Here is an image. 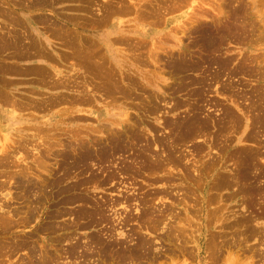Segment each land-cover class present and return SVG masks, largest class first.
<instances>
[{
  "label": "rangeland",
  "instance_id": "1",
  "mask_svg": "<svg viewBox=\"0 0 264 264\" xmlns=\"http://www.w3.org/2000/svg\"><path fill=\"white\" fill-rule=\"evenodd\" d=\"M126 1L0 0V183L6 185H0V219L12 218L7 229L0 223V264H264V195L244 190L242 187L248 186L242 182L237 187L225 183L216 187L222 180L234 181L251 152V156H260L255 157L258 168L264 167V128L256 126L252 130L250 113L244 110L248 102L242 97L245 91L264 90V0H193L201 5L174 30L121 39L111 47L94 44L87 29L98 23L94 18L96 9L102 6L123 11L133 6ZM161 1L137 0L135 6L147 21L162 23L163 17L157 15L165 6ZM189 3L182 1L183 6ZM69 10L82 15H69ZM236 13L244 29L238 38L221 36L215 52L200 47L199 29L225 28L235 21ZM220 31L215 30V35L219 36ZM204 57L232 60L230 69L247 63L255 72L231 75L225 71L214 82L211 71L217 70L216 65L198 71L190 67L175 71L170 67L175 61ZM89 58L93 63H87ZM83 59L87 60L85 64ZM230 83L241 96L240 102L225 92ZM109 90L114 91L113 95ZM198 105L203 111L201 117L207 119L206 129H201L205 133L199 130L176 144L166 122L188 116ZM226 106L236 114L230 121L225 118ZM132 127L142 130L144 142H154L155 148L151 147L162 160L164 148L158 145V139H165L167 146L173 143L182 166L168 165L169 172H148L136 165L137 174H121L123 162H130L132 154H137L127 149L101 169L94 163L84 175L73 170L66 176L56 155L69 150L71 153L70 147L81 142L90 146L105 142L109 134L115 133L125 135L130 145L133 140L128 137V129ZM251 130L252 136L248 134ZM185 167L191 172L189 177ZM112 171L115 175L106 182L88 181L91 174L102 177ZM57 176L63 182L47 187L49 194L36 207L30 204V194L28 198L20 195L17 180L45 185ZM76 196L89 201H72ZM96 203L105 209V221L98 220L99 216L94 220L88 216L75 218L78 209L92 210ZM25 204L34 207L28 216L20 213ZM143 212L147 214L141 217ZM21 244L24 246H18ZM105 245L108 248H101ZM123 246L128 251L137 248L138 253L129 255Z\"/></svg>",
  "mask_w": 264,
  "mask_h": 264
},
{
  "label": "bare ground",
  "instance_id": "2",
  "mask_svg": "<svg viewBox=\"0 0 264 264\" xmlns=\"http://www.w3.org/2000/svg\"><path fill=\"white\" fill-rule=\"evenodd\" d=\"M42 1V0H41ZM161 1V0H160ZM177 1V0H176ZM44 2V1H43ZM55 2H57V1H55ZM161 2H163V1H161ZM166 3V2H165ZM185 3V2H184ZM37 4H39V5H42V4H40V3H37ZM47 5H48V3H47ZM50 5V4H49ZM150 5V4H149ZM166 5V4H165ZM167 6V5H166ZM52 7V6H51ZM123 8V7H122ZM127 8V7H126ZM169 8V7H168ZM226 9V8H225ZM127 10V9H126ZM245 10V9H244ZM247 10V9H246ZM124 11H125V9H124ZM232 11V10H231ZM236 11V10H235ZM121 12V11H120ZM122 13V12H121ZM238 14V13H237ZM236 14V15H237ZM252 15V14H251ZM239 16V15H238ZM230 17V16H229ZM232 17V16H231ZM242 18V17H241ZM231 19V18H230ZM235 19H237V18H235ZM232 20V19H231ZM238 21H236V24L235 23H232L231 21V23L229 24V20H228V24H229V26H227V27H225V31H226V28L227 29H229V31H227V33L229 34L228 36H230V37H235V38H238V35L240 34L241 35V30H244V29H242V26H241V22L243 21L242 19V21L240 20V24L239 23H237V22H239V18L237 19ZM199 22V21H198ZM200 23V22H199ZM207 23V22H206ZM226 23V25H228ZM248 23V22H247ZM243 24H245V23H243ZM242 24V25H243ZM249 24V23H248ZM205 25V24H204ZM247 25V24H246ZM244 26V25H243ZM251 26V25H250ZM223 27H224V25H223ZM245 27V26H244ZM254 27V26H253ZM253 27H251V28H249L250 29V33L253 31ZM259 27V26H258ZM211 28H213V27H211ZM236 29L235 31V33L237 34V35H234L235 33L232 31V30H230V29ZM262 28V27H261ZM203 29V28H202ZM204 29H205V27H204ZM214 29V28H213ZM259 30H261L260 28H259ZM194 31V30H193ZM199 31V32H198ZM197 32H198V34H203L200 30H198ZM206 31V30H205ZM210 31V30H209ZM207 32H208V30H207ZM215 32V31H214ZM232 32V33H231ZM249 32V31H248ZM194 33H195V31H194ZM210 33V32H209ZM220 33V35L219 36H216V35H212V37L211 36H206V34L204 35V37L206 38L205 40H207L205 43H208V44H202V45H200V47H203L204 48V50H205V48L207 49V50H205V51H208V50H210V51H214V49H215V47L216 46H219V40H221V36H224L225 35V32H219ZM243 33V32H242ZM247 33V32H246ZM59 34H61V33H59ZM213 34V33H212ZM193 35V34H192ZM195 35V34H194ZM261 36H263V35H261ZM200 37V36H199ZM198 37V38H199ZM202 37V36H201ZM241 38V37H240ZM204 39V38H203ZM223 39V38H222ZM248 39H249V37H248ZM204 40V41H205ZM242 42V41H241ZM202 43H203V40H202ZM6 45V44H5ZM32 45H33V43H32ZM197 45V44H196ZM8 47V46H7ZM6 47V48H7ZM199 47V46H198ZM6 48H4V49H6ZM197 48V47H196ZM221 48V47H220ZM8 49V48H7ZM80 49V48H79ZM83 49H85V47L83 48ZM197 50V49H196ZM203 50V49H202ZM79 51H81V50H79ZM85 51H86V49H85ZM199 51V50H198ZM216 51V50H215ZM214 51V52H215ZM82 52V51H81ZM195 52V51H194ZM39 53V52H38ZM37 53V54H38ZM83 53H84V50H83ZM83 53H81V55L83 54ZM77 54H78V52H77ZM39 55V54H38ZM45 55V54H44ZM73 55H74V53H73ZM96 56V55H95ZM94 55H93V57H95ZM82 57H83V55H82ZM212 57V56H211ZM211 57H204V58H202L201 60H197V61H191L190 59H188V60H190L191 62L189 63L188 62V60L187 61H185V60H180V61H175V62H172L171 63V65H170V67L172 66V68L175 70V71H179V70H182V69H185V67H190V68H192V69H194V70H196L197 69V71L200 69V68H202V67H209L210 69H212L211 67H213L214 65H216L218 68H219V70H218V68H217V70H215V71H211L212 72V80L215 82V81H218V80H220V78H221V75H222V73H224L225 71H228L231 75H235V74H239V73H242V74H244V75H249V74H253V72H255L254 70H252V66L250 67V66H248L247 67V63H241V64H238L234 69H230V65H232L233 63H232V60H226V61H224V62H222V61H219L217 58H215V59H213V58H211ZM96 58V57H95ZM178 58V57H177ZM209 58H211V59H209ZM85 59V58H84ZM83 59V62L84 61H86L87 62V60H84ZM87 59V58H86ZM91 59H93L92 57H91ZM90 58L88 59V62L87 63H89V61L91 60ZM247 59V58H246ZM168 60V59H167ZM174 60V59H173ZM173 60H171V61H173ZM247 60H249V58L247 59ZM92 61V60H91ZM93 61H95V59H93ZM93 61H92V63H93ZM160 61V60H159ZM165 61V60H164ZM170 61V62H171ZM245 61V60H244ZM251 61V59L249 60V62ZM257 62H258V60H256ZM79 62V61H78ZM97 62V61H96ZM95 62V64H97ZM103 62V61H102ZM252 62V61H251ZM250 62V63H251ZM255 62V61H254ZM256 62V63H257ZM87 63H86V65H87ZM158 63V62H157ZM79 65H80V67H81V64H80V62L78 63ZM84 64H85V62H84ZM99 64V63H98ZM97 64V66L98 67H100V69L102 68L101 67V65H98ZM89 65V64H88ZM94 65V64H93ZM85 65H83L82 67H84ZM96 66V65H95ZM257 66V65H256ZM90 67H91V64H90ZM89 67V68H90ZM250 67V68H249ZM86 68H87V66H86ZM92 68H96V67H93L92 66ZM167 68V67H166ZM88 69V68H87ZM97 69H99V68H97ZM99 69V70H100ZM159 69V68H158ZM92 70V69H91ZM90 70V71H91ZM104 70H105V68H104ZM89 71V70H88ZM94 71H95V69H94ZM96 71H98V70H96ZM95 71V72H96ZM37 72V71H36ZM158 72V71H157ZM194 72V71H193ZM206 72V71H205ZM211 72H210V74H211ZM93 73V72H92ZM97 73H99V75L101 74V72H97ZM102 73H103V71H102ZM163 73V72H162ZM96 74V73H95ZM105 74V73H104ZM103 74V75H104ZM110 74V73H109ZM171 74V73H170ZM45 75H46V73H45ZM48 75V74H47ZM102 75V77H107V76H103ZM108 75V74H107ZM109 76V75H108ZM209 76V75H208ZM110 77H111V75H110ZM109 77V78H110ZM222 77H223V75H222ZM50 78V77H49ZM206 78V77H205ZM228 78V77H227ZM262 78V77H261ZM255 79V78H254ZM49 80H51V79H49ZM115 80V79H114ZM113 80V81H114ZM120 79H118V81H119ZM124 80H125V78H124ZM126 80H128V79H126ZM207 80V79H206ZM208 80H210V79H208ZM60 81V80H59ZM107 81V80H106ZM105 81V82H106ZM108 81H109V79H108ZM204 81V80H203ZM115 82H116V80H115ZM130 82V81H129ZM196 82V81H195ZM206 82H208V81H206ZM229 82V81H228ZM59 83V82H58ZM113 83V82H112ZM117 83V82H116ZM119 83V82H118ZM130 83H132V81L130 82ZM194 83V82H193ZM198 83V82H197ZM222 83V82H221ZM227 83V82H226ZM61 84V85H60ZM60 84H58L57 86H62V84H63V82L61 81L60 82ZM69 84V83H68ZM114 84V83H113ZM120 84V83H119ZM118 84V85H119ZM188 85L190 84V83H187ZM187 84H185V85H187ZM210 84V83H209ZM208 84V85H209ZM213 84V83H212ZM245 84H247V83H245ZM244 84V85H245ZM121 85V84H120ZM119 85V86H120ZM211 85V84H210ZM55 86H56V83H55ZM54 86V87H55ZM56 86V87H57ZM59 86V87H60ZM117 86V85H116ZM180 86V85H179ZM184 86V85H183ZM212 86V85H211ZM240 86V85H239ZM58 87V88H59ZM63 87V86H62ZM97 87V86H96ZM99 87H100V85H99ZM106 87H108L107 85H106ZM137 87V86H136ZM185 88L187 87V86H184ZM183 87V88H184ZM188 87H190V86H188ZM225 87V86H224ZM244 87H246V86H244ZM248 87H249V85H248ZM61 88V87H60ZM179 89H182V86H180V88ZM225 89V92L227 93V94H229L231 97H235L237 100L239 99V98H241V96H239V93H237V92H234V90H235V87L230 83V84H228V85H226V87L224 88ZM245 89V88H244ZM252 89V88H251ZM195 90V89H194ZM220 90V89H219ZM100 91V90H99ZM102 91V90H101ZM104 91V90H103ZM109 91H111V90H109ZM121 91V90H120ZM119 91V92H120ZM114 92V91H113ZM113 92L111 91V92H109L110 94L112 93V95H113ZM123 92V91H122ZM122 92H120V93H122ZM198 92V91H197ZM246 93H244V96L242 95V97H244L245 98V100H246V102H248V105L246 106V107H244V110L246 111V112H249L250 113V116H248V117H250L251 118V124H250V126H252V130L253 129H255V127L256 126H258V128L259 129H261V127L262 128H264V112L261 110L262 109V107L264 106V90H257V89H253V90H251L249 93L247 92V91H245ZM197 95H201V93H196ZM205 94V93H204ZM194 95V94H193ZM230 96H228V97H230ZM230 97V98H231ZM117 99V98H116ZM9 101V100H8ZM239 101V100H238ZM242 101H243V98H242ZM240 102V101H239ZM85 103V102H84ZM150 103V102H149ZM234 103V102H233ZM263 103V104H262ZM154 104V103H153ZM193 104V103H192ZM244 104V103H243ZM188 105V104H187ZM241 105V104H240ZM263 105V106H262ZM190 106V105H189ZM199 107H193V109H191V113H189V115L188 116H186V117H184V118H181V119H173V120H168L167 122H166V124H167V126L169 127V128H171V131L173 132V134H174V138H173V142H175L176 144L177 143H179L180 141H183V140H186V138H188L189 136H191L193 133H195V132H197V131H201V129L202 130H204V128L207 126V119H205V117H201V114H202V109H201V107H200V105H198ZM219 106H221V105H219ZM228 106V105H227ZM226 106V107H227ZM229 107V106H228ZM228 107L225 109V118H228V119H226V120H229V119H232L233 118V115L235 116L236 114H233V112L232 111H229L228 110ZM231 107V106H230ZM241 107V106H240ZM150 109V108H149ZM234 109V108H233ZM243 109V108H242ZM263 110H264V108H263ZM153 111V110H152ZM252 112H255V114L254 113H252ZM158 113V112H157ZM162 113V112H161ZM160 113V114H161ZM187 113V112H186ZM235 113V112H234ZM259 113V114H258ZM188 114V113H187ZM244 114H246L245 112H244ZM165 115V114H164ZM157 116H158V114H157ZM203 116V115H202ZM170 117H172V116H170ZM131 118V117H130ZM209 118V117H208ZM223 118H224V116H223ZM246 118V117H245ZM128 120V119H127ZM247 120L249 121V119L247 118ZM230 121V120H229ZM228 121V122H229ZM228 122H226V123H228ZM237 122V121H236ZM238 122H239V120H238ZM134 123H135V121H134ZM210 123H211V121H210ZM230 123V122H229ZM228 123V124H229ZM243 123V122H242ZM138 124V123H137ZM212 124V123H211ZM233 124V123H232ZM231 124V125H232ZM236 124V123H235ZM234 124V125H235ZM239 124V123H238ZM238 124H237V126H238ZM217 125V124H216ZM221 125V124H220ZM225 125V124H224ZM121 127L123 126V124L121 123V125H120ZM212 126V125H211ZM211 126H210V128H211ZM221 126H223V124L221 125ZM236 126V125H235ZM236 126V127H237ZM240 126H241V120H240ZM225 127V126H224ZM227 127H229V125H227ZM227 127H226V129H227ZM239 127V126H238ZM237 127V128H238ZM249 127V125L247 126L246 125V129ZM104 128V127H103ZM133 129H128V131H130V134H129V139L131 138L132 140H133V143L132 144H128V141H126L127 139L125 138V135H121V134H118V133H115L114 135L112 134H109L110 136L107 138V140L105 141V142H102V141H97L95 144H94V146H90L89 144H87L86 142L85 143H83V142H81L80 144H75V146L73 145V146H71L70 147V145H69V147L70 148H72V151H71V153H70V150H69V153H63V154H59V155H56V156H58V157H60V161L59 162H61V164H60V166L62 167V169L65 171V174H66V176L68 175V174H70L71 172H73V170H79V172L78 173H81L82 172V174H78V175H84V173H86V172H88V170L89 169H91L90 168V164H96V165H100V169L102 168V166L105 164V163H107V162H111V160L115 157V155H124V153L126 152V151H128L127 149H133V151H137V154H135V156H134V154H132V155H130V156H132V160L129 162V161H126V162H123V167L121 168V167H119V169H120V171L122 172L121 174H123V173H130V174H137V171L138 170H136L135 169V166L136 165H139V167H140V169L142 170H149V171H151V172H157V171H164L167 167H168V165H175V166H180L181 165V157L178 155V153H176L177 152V150H175L176 148L173 146V143L171 144L170 142V144L172 145H170V146H167V144L164 142V140L165 139H162L161 141L158 139V141L157 142H159L160 144H158V145H160L161 146V144L163 145V148H164V150H162L163 152H164V154L163 155H165V156H163L162 155V157H164V159L162 160L161 158H160V155L157 153L158 151H156L154 148V142L153 143H151V145L148 143V141H146V142H144V140H143V135H142V130L140 131L139 129H137V128H135V127H132ZM221 128V127H220ZM232 128H234L235 129V127L234 126H232ZM231 128V129H232ZM237 128H236V130H237ZM240 128H242V127H240ZM145 129V128H144ZM206 129V128H205ZM225 129V130H226ZM245 129V130H246ZM224 130V129H223ZM224 130V131H225ZM251 130V131H252ZM262 130V129H261ZM92 131V130H91ZM95 131V130H94ZM152 131V130H151ZM170 131V132H171ZM208 131V130H207ZM228 132V131H227ZM256 132V131H255ZM198 133V132H197ZM200 133V132H199ZM201 133H202V131H201ZM200 133V134H201ZM205 133V132H204ZM204 133H202V134H204ZM229 133V132H228ZM257 133V132H256ZM255 133V134H256ZM248 134H252L253 135V131H252V133H249L248 132ZM254 134V135H255ZM258 135H259V133H257ZM158 135V134H157ZM195 135V134H194ZM251 135V136H252ZM257 135V136H258ZM74 136V135H73ZM155 136V135H154ZM249 136V135H248ZM247 136V137H248ZM257 136H254V137H257ZM247 137H245V138H247ZM156 138V137H155ZM190 138V137H189ZM188 138V139H189ZM244 138V139H245ZM250 139H251V137H249ZM248 138V139H249ZM253 138V137H252ZM261 138H262V136H261ZM168 139V138H167ZM255 140H256V138H254ZM260 139V138H259ZM258 139V140H259ZM149 140V139H148ZM155 140H157V139H155ZM251 140H253V139H251ZM259 141H261V140H259ZM95 142V141H94ZM152 142V141H151ZM156 142V141H155ZM156 142V143H157ZM255 142V141H254ZM256 142H258V141H256ZM256 142H255V144H256ZM154 144V145H153ZM182 144V143H181ZM253 144V143H252ZM259 145H261L260 144V142L258 143ZM3 145V144H2ZM60 145V144H59ZM61 145H63V144H61ZM65 145V144H64ZM63 145V146H64ZM153 145V147H151ZM175 145V144H174ZM218 145V144H217ZM54 146V145H53ZM133 146H135V147H133ZM137 146H139V148H137L136 149V147ZM247 146V145H246ZM256 146V145H255ZM262 146V145H261ZM66 147V146H65ZM68 147V148H69ZM133 147V148H132ZM159 147V146H158ZM177 147V146H176ZM251 147V146H250ZM259 147V146H258ZM264 147V146H263ZM262 147V149H264ZM13 148V147H12ZM19 148V147H18ZM252 148V147H251ZM21 149V148H20ZM50 149H51V146H50ZM160 149V148H159ZM162 149V148H161ZM246 149H247V147H246ZM259 149V148H258ZM261 149V148H260ZM257 150V149H256ZM55 151H57V150H55ZM63 151V150H62ZM68 152V151H67ZM260 152H261V150H260ZM134 153V152H133ZM248 153H250V152H248ZM262 153V152H261ZM247 154V153H246ZM251 154L253 155V152H251ZM251 154L249 155V154H247V155H249L250 157H248V158H245V162H246V165H245V167L244 168H242L241 169V171H237V168H236V171L238 172L236 175H235V177H233V178H235V180L233 181V180H229L228 179V181H224V180H222V181H220L219 182V184H218V186L216 185V187H217V189H218V187H223L224 186V184L223 183H225V184H228V185H230L231 186V184H232V187H233V185H235V187H237L236 185H239L241 182H242V184H245V185H247L248 187H242L244 190H246V191H249V192H255V193H259L260 192V195H264V184L262 185L261 183H262V181H261V179L263 178L264 179V167H262V168H258V164L256 163V161H255V157L257 156H251ZM256 154V153H255ZM122 155V156H123ZM126 155V154H125ZM129 156V157H130ZM260 156H257L256 158H259ZM1 158V157H0ZM4 159V158H3ZM7 159H8V157H7ZM120 159V158H119ZM127 159V158H126ZM130 159H131V157H130ZM6 160V159H5ZM38 160V162H40L39 161V159H37ZM261 160H263V159H261ZM261 160H258V161H261ZM114 161V160H113ZM112 161V162H113ZM235 161V160H234ZM257 161V162H258ZM44 162V161H43ZM8 163V162H7ZM21 163V162H20ZM261 163V162H260ZM114 164V163H113ZM2 165V164H1ZM262 165H263V163H262ZM43 166V165H42ZM182 166V165H181ZM213 166V165H212ZM242 166V165H241ZM2 167V166H1ZM41 167V166H40ZM44 167V166H43ZM103 167H105V166H103ZM109 167V166H108ZM186 168V167H185ZM139 169V168H138ZM44 170H46V169H44ZM141 170H139V171H141ZM191 170V169H190ZM106 171V170H105ZM148 171V172H149ZM184 171H186V173H188V169L186 168V170H184ZM235 171V170H234ZM255 171H258V172H260V174L261 175H259V174H257ZM68 172V173H67ZM114 171H112V172H107L105 175H103L102 177H100V175L98 176V175H94V174H91V176H90V178L88 179V181H91V183L92 182H95V183H103V182H106V181H108V180H110V178H113V176L115 175L114 173H113ZM165 172H169V171H167V169H166V171ZM27 173V172H26ZM74 173V172H73ZM101 173V172H100ZM103 173V172H102ZM120 173V172H119ZM174 173V172H173ZM185 173V172H184ZM236 173V172H235ZM72 174V173H71ZM114 174V175H113ZM142 174H144V173H142ZM149 174V173H148ZM157 174V173H156ZM168 174V173H167ZM189 174H191V172L189 171V173H188V177L190 176ZM233 174V173H232ZM17 175V174H16ZM19 175V174H18ZM102 175V174H101ZM229 175V174H228ZM20 176H25L24 174H22V175H20ZM128 176H129V174H128ZM155 176V175H154ZM186 176H187V174H186ZM227 176V175H226ZM234 176V175H233ZM147 177H149L148 175H147ZM152 177V176H151ZM187 177V178H188ZM220 177H222V176H220ZM228 177V176H227ZM42 178V177H41ZM60 176H57L56 178H54V180L50 183V184H47L46 182V184L44 185H41L39 182V184L38 183H33V182H31L30 180L28 181V182H25V181H27L26 179H19V180H17V183H18V189L20 190V195H22V196H24V195H26L27 196V198L29 197V196H32V197H29L30 199H32L31 201V203L30 204H35L34 206L36 207V205H38L37 203H40L41 201H42V199H44V197H45V195H46V193H47V187H49L50 185L51 186H54V185H56V183L57 182H59L60 180H62V178H60ZM64 178V177H63ZM159 177H157V178H155V180H157ZM231 178V177H230ZM17 179H18V176H17ZM77 179H78V177H77ZM150 179V178H149ZM194 179V178H193ZM220 179V178H219ZM223 179V178H222ZM262 179V180H263ZM36 180V179H35ZM34 180V181H35ZM48 179H45V181H47ZM64 180H65V178H64ZM112 180V179H111ZM148 181H151V180H148ZM164 181H166V180H164ZM167 181H168V179H167ZM171 181H172V178H171ZM170 181V179H169V181L168 182H171ZM62 182H63V180H62ZM44 183V182H43ZM49 183V182H48ZM61 183V182H60ZM163 183V182H162ZM76 184V183H75ZM80 184V183H79ZM150 184V183H149ZM167 184V183H166ZM0 185L2 186H4L5 184H1L0 183ZM77 185V184H76ZM75 185V186H76ZM6 186V185H5ZM79 186V185H78ZM244 186V185H243ZM234 187V188H235ZM5 188V187H4ZM55 188H56V186H55ZM240 188V187H239ZM241 188V189H242ZM247 188H249V189H247ZM54 189V188H53ZM68 189V188H67ZM70 189V188H69ZM73 189H76V188H71V190H73ZM216 189V190H217ZM63 190V189H62ZM64 190H65V188H64ZM244 190H242L243 192H244ZM220 191V190H219ZM242 191L240 192V193H242ZM156 192V191H155ZM164 192V191H163ZM238 192V191H237ZM156 193H158V191L156 192ZM155 193V194H156ZM166 193V192H165ZM245 193V192H244ZM24 194V195H23ZM30 194V195H29ZM47 194H49V193H47ZM155 194H153V195H155ZM161 194V193H160ZM243 194V193H242ZM29 195V196H28ZM163 195V194H162ZM244 195H246V193L244 194ZM243 195V196H244ZM22 196H21V198H22ZM58 196V195H57ZM168 196V195H167ZM252 196V195H251ZM254 196V195H253ZM256 196V195H255ZM46 197H47V195H46ZM64 197V196H63ZM246 197V196H245ZM244 197V198H245ZM250 197V196H249ZM255 198V197H254ZM261 198V197H260ZM19 199V198H18ZM29 199V200H30ZM72 199V198H71ZM132 199V198H131ZM144 199V198H143ZM250 199H253V197L251 198L250 197ZM45 200V199H44ZM43 200V201H44ZM64 201H65V199H63ZM86 200V201H85ZM142 200V199H141ZM154 200V199H153ZM256 200V199H255ZM264 200V199H263ZM28 201V200H27ZM71 201V200H70ZM72 201H85V202H88L89 200H87L86 198H84V197H78V196H76L74 199H72ZM127 201L129 202V199L127 198ZM63 202V201H62ZM66 203H67V201H65ZM82 202V203H83ZM117 202V201H116ZM118 202H121V201H118ZM130 202H131V200H130ZM142 202V201H141ZM144 202H145V200H144ZM254 202V201H253ZM264 202V201H263ZM26 203V202H25ZM65 203V204H66ZM71 203H73V202H71ZM93 203V202H92ZM92 203H90V204H92ZM101 203V202H100ZM104 203V202H103ZM245 203H246V205H247V201H245ZM250 203V202H249ZM45 204V203H44ZM105 204V203H104ZM103 204V205H104ZM117 204V203H116ZM120 204V203H119ZM122 204V203H121ZM143 204V203H142ZM260 204V203H259ZM264 204V203H263ZM73 205V204H72ZM87 205V204H86ZM93 205V204H92ZM40 206V205H39ZM261 206V205H260ZM25 207V211H23L24 208ZM38 207V206H37ZM86 207V206H85ZM94 207H95V209H88V208H84V207H82L83 209H78L77 211V216L75 217L76 219L78 218V217H80L81 218V216H88L89 218H92L91 220H94V219H96L97 218V216H99V218H97L98 220L100 219V221H105V215H104V211H105V209L103 208V206L102 205H100V204H97L96 203V205L94 204ZM263 205H262V209H263ZM34 207H32V205H29V204H25V205H23V207H22V210H21V212L20 213H22V214H24V215H26V216H28L31 212H32V210H34L33 209ZM150 208V207H149ZM261 208V207H260ZM259 208V209H260ZM17 209V208H16ZM108 209V208H107ZM143 209V208H142ZM154 209V208H153ZM65 210V209H64ZM37 211H38V209H37ZM142 211V210H141ZM151 211V210H150ZM34 212V211H33ZM36 212V211H35ZM67 212V211H66ZM146 212V211H145ZM152 212V211H151ZM173 212V211H172ZM263 212V211H262ZM144 213V212H143ZM142 213V216L141 217H144L147 213H144L143 214ZM264 213V212H263ZM60 214V213H59ZM75 214V215H76ZM153 214H156L155 212L153 213ZM262 214V213H261ZM152 215V214H151ZM150 215V216H151ZM157 215H158V213H157ZM160 215V214H159ZM252 215V214H251ZM255 215H256V213H255ZM65 216V215H64ZM150 216H149V218H150ZM173 216V215H172ZM158 217V216H157ZM162 217V216H161ZM160 217V218H161ZM80 218H78V219H80ZM94 218V219H93ZM139 218V217H138ZM11 220H8V218L7 219H5L4 217H2L1 219H0V223L1 224H3V227L4 228H8V226L10 225V221H12V218H10ZM26 220H27V217L25 218ZM82 219V218H81ZM85 219H86V217H85ZM164 219V218H163ZM162 219V220H163ZM97 220V221H98ZM97 221H94V222H96L97 223ZM248 221V220H247ZM247 221H245V222H247ZM13 222H15V221H13ZM93 222V221H92ZM146 222V221H145ZM243 222V221H242ZM5 223V224H4ZM18 223V222H17ZM247 223H249V222H247ZM14 224V223H13ZM13 224H12V226H13ZM75 224V223H74ZM146 224H148V223H146ZM151 224V223H150ZM149 224V225H150ZM155 224V223H154ZM259 224V223H258ZM244 225V224H243ZM246 225V224H245ZM59 226V225H58ZM153 226H155V225H153ZM248 226V225H247ZM257 226V225H256ZM68 227V226H67ZM145 227V226H144ZM143 227V228H144ZM10 228V227H9ZM61 228V227H60ZM59 228V229H60ZM155 228V227H154ZM176 228V227H175ZM47 229V228H46ZM62 229V228H61ZM247 229V228H246ZM249 229V228H248ZM257 230V229H256ZM248 231V230H247ZM240 232V231H239ZM249 232H251V230L249 231ZM248 232V233H249ZM245 233V232H244ZM247 234V233H246ZM252 234V233H251ZM226 235V234H225ZM232 235V234H231ZM133 236V235H132ZM174 236V235H173ZM233 236V235H232ZM224 237V236H223ZM229 238H231V237H229ZM237 238V237H236ZM135 239V238H134ZM244 239V238H243ZM36 240V239H35ZM137 240V239H136ZM237 240V239H236ZM245 240V239H244ZM138 241V240H137ZM139 241H140V239H139ZM138 241V242H139ZM146 241V240H145ZM145 241H144V244H145ZM2 242V241H1ZM32 242V241H31ZM78 242V241H77ZM98 242H100L99 240L97 241V244H99ZM173 242V241H172ZM37 243V242H36ZM146 243H148V242H146ZM35 244V243H34ZM84 244V243H83ZM92 244V243H91ZM111 244V243H110ZM3 245V244H2ZM12 245V244H11ZM10 245V246H11ZM26 245V244H25ZM33 245V244H32ZM31 245V246H32ZM85 245V244H84ZM101 245V244H100ZM146 245V244H145ZM5 246H6V244H5ZM9 246V245H8ZM13 246H14V244H13ZM18 246H24V244H21V245H18ZM35 246V245H34ZM94 246V245H93ZM113 246V245H112ZM122 246V245H121ZM142 246V245H141ZM151 246V245H150ZM81 247V246H80ZM80 247H78V248H80ZM91 247V246H90ZM110 247V246H109ZM124 248H125V246H123ZM19 248V247H18ZM36 248V247H35ZM101 248H108V246H101ZM113 248V247H112ZM115 248V247H114ZM17 249V248H16ZM30 249V248H29ZM116 249V248H115ZM126 249V248H125ZM129 249V248H128ZM128 249H126V251H128ZM220 249V248H219ZM95 250V249H94ZM119 250V249H118ZM218 250V249H217ZM72 251V250H71ZM123 251H125L124 249L122 250V252ZM125 251V252H126ZM254 251V250H253ZM40 252V251H39ZM47 252V251H46ZM75 252H76V249H75V251H74V254H75ZM106 252V251H105ZM108 252V251H107ZM43 253V252H42ZM73 253V252H72ZM95 253V252H94ZM128 253H129V255H130V253H131V255H134V254H137L138 253V249L137 248H132V249H130L129 251H128ZM220 253V252H219ZM36 254V253H35ZM49 254V253H48ZM67 254H68V252H67ZM70 254V253H69ZM122 254V253H121ZM125 254V253H124ZM44 255V254H43ZM82 255V254H81ZM127 255V254H126ZM212 255V254H211ZM214 255V254H213ZM39 256V255H38ZM52 256V255H51ZM74 256V255H73ZM117 256V255H116ZM128 256V255H127ZM50 257V256H49ZM125 257V256H124ZM36 258V257H35ZM39 258V257H38ZM52 258V257H51ZM128 258V257H127ZM126 258V259H127ZM121 259V258H120ZM125 259V258H124ZM125 259V260H126ZM129 260V259H128ZM54 262V261H53ZM128 262V261H127Z\"/></svg>",
  "mask_w": 264,
  "mask_h": 264
},
{
  "label": "crops",
  "instance_id": "3",
  "mask_svg": "<svg viewBox=\"0 0 264 264\" xmlns=\"http://www.w3.org/2000/svg\"><path fill=\"white\" fill-rule=\"evenodd\" d=\"M166 5L161 8V11L158 12V16H162L163 20L162 23L159 22H150L147 21L145 18L146 16L143 14L138 13V7L135 6L137 5V0H127L126 3L128 5H133L129 6L127 10H115L112 11L111 9H104L101 6V9L97 8V12L94 16L96 21L98 22L97 24L95 23V27L91 29H87L88 31H91L89 33L90 37L92 40H94V44L99 45V46H106V47H111L115 46L118 43V40H128L131 38H137L138 36H146L150 35V32H161V31H170L178 28L181 24L185 22L187 18L191 16V13L193 10H195L196 6L201 5L200 2L194 3L193 0H190L189 5L183 6L182 1L183 0H164ZM202 2V1H201ZM203 5V4H202ZM169 7V8H168ZM122 13H121V12ZM69 15H74V16H81L82 13L76 12L73 10L68 11ZM237 14V13H236ZM239 14V13H238ZM237 14V15H238ZM239 16H237V19ZM235 19V18H234ZM235 19L236 21H238ZM236 21H233V23L236 24ZM239 23V22H237ZM240 24V23H239ZM205 27V29H204ZM203 29H199L203 34L200 33V36H202V39L200 40V45L202 44H208L205 43L207 40L204 37L206 36H214L215 30H221L225 32V35L228 36L229 34L227 31L229 29L226 28H211L208 26H204ZM206 30V31H205ZM208 30V32H207ZM210 30V31H209ZM234 33L236 32L235 28L230 29ZM210 32V33H209ZM213 33V34H212ZM232 33V32H231ZM224 35V36H225ZM234 35H237L236 33ZM204 38V39H203ZM203 40V43H202ZM205 40V41H204Z\"/></svg>",
  "mask_w": 264,
  "mask_h": 264
}]
</instances>
